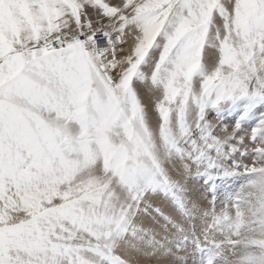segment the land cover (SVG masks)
I'll list each match as a JSON object with an SVG mask.
<instances>
[{
	"label": "snow or ice",
	"instance_id": "snow-or-ice-1",
	"mask_svg": "<svg viewBox=\"0 0 264 264\" xmlns=\"http://www.w3.org/2000/svg\"><path fill=\"white\" fill-rule=\"evenodd\" d=\"M0 264H264V0H0Z\"/></svg>",
	"mask_w": 264,
	"mask_h": 264
}]
</instances>
